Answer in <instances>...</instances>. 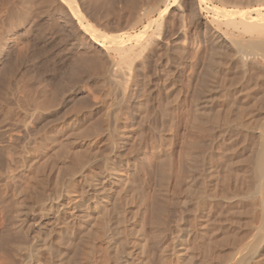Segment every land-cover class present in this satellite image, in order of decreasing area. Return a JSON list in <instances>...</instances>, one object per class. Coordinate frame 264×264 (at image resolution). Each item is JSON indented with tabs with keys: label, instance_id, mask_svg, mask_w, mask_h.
<instances>
[{
	"label": "bare ground",
	"instance_id": "bare-ground-1",
	"mask_svg": "<svg viewBox=\"0 0 264 264\" xmlns=\"http://www.w3.org/2000/svg\"><path fill=\"white\" fill-rule=\"evenodd\" d=\"M61 1L99 48L53 94L2 62L0 264H264V0H120L133 32L130 15L106 32ZM192 38L208 72L188 100L176 83Z\"/></svg>",
	"mask_w": 264,
	"mask_h": 264
},
{
	"label": "rangeland",
	"instance_id": "rangeland-1",
	"mask_svg": "<svg viewBox=\"0 0 264 264\" xmlns=\"http://www.w3.org/2000/svg\"><path fill=\"white\" fill-rule=\"evenodd\" d=\"M92 1V2H91ZM101 1V2H100ZM122 1H125V0H122ZM129 1V2H128ZM138 1V0H137ZM140 1V2H139ZM138 2L139 3H141V4H139V5H142V3L144 4L143 5V7L142 6H140V9L141 8H146L147 6L146 5H152L151 4V2H149V4H147L148 2V0H144L145 2H143V0H139ZM149 1H151V0H149ZM154 1V0H153ZM73 2H77V4L79 3V9H80V11L82 12V14H83V17H84V22L86 23V24H91L93 27H99L100 28V30H102V31H105V30H107L106 32H113V30H110V29H114L115 31H117L118 29H115V28H119V29H121L120 28V26L121 25H124V21H127V19H129V20H131V18H132V16L130 15V14H132V9H131V11H130V14L128 13L129 12V8H127V7H130L128 4H130V0H127L126 2H128V4H126V2H125V4L126 5H124V6H127L126 8H127V10H125L126 8L124 7V8H122L121 9V6L123 5V4H121L122 2L119 0V1H115V0H73ZM107 2H109V3H107ZM121 2V3H120ZM85 3V4H84ZM99 3V4H98ZM102 3V4H101ZM104 3V4H103ZM153 3V2H152ZM155 3V2H154ZM153 3V4H154ZM45 4V5H44ZM90 4V5H89ZM106 4H107V6H106ZM110 4V5H109ZM112 4V5H111ZM146 4V5H145ZM63 5V6H62ZM109 5V6H108ZM45 6V7H44ZM48 6V7H47ZM67 5L65 4V2H63V1H61V0H0V69H1V65H3L4 63H6V64H4V66H8V63L9 64H11L10 62H12L13 64H11V65H13V68H15L16 67V73L17 74H22V73H26L25 72V70H27L28 72V74H30V72L31 71H33V72H31L32 74L31 75H33V77H36V78H39L38 80H40L42 77L43 78H45V83H44V81L42 80V83H43V85H44V87H45V90H46V94L47 93H51V94H53V92L55 91V87H54V85H56L57 84V82H58V80L59 79H62L63 80V77H64V79H65V73L66 74H68V75H66V79H68V76L70 75V72H71V65L73 64V60H76L77 59V55L78 56H82V55H80L81 54V52L82 53H84V51L86 50L87 52H85V54H89V55H93L94 53L92 52V50L94 49V50H97L98 48H99V46H98V48L96 47V48H93V49H91L90 47H89V36L87 35V34H85V32L80 28V26L78 25V24H76L75 22H73V21H69L70 19H69V17H70V15H69V17H68V14H69V12H68V10H67V7H66ZM99 6L101 7V8H99ZM146 6V7H145ZM51 7V8H50ZM59 7V8H58ZM112 7V8H111ZM43 8H45V9H43ZM109 8V9H108ZM62 9V10H61ZM64 9V10H63ZM116 9H118V12L120 13V15L118 14V12H116L117 10ZM124 9V10H123ZM67 10V11H66ZM101 10V11H100ZM121 10H122V13H125V14H122L121 13ZM44 11V12H43ZM112 11V12H111ZM42 12V13H41ZM84 12H85V14H84ZM110 12H111V14H110ZM117 14V16H120V17H117L116 18V14ZM133 13H135V12H133ZM136 14V13H135ZM104 15V16H103ZM121 15H123L122 16V18H121ZM127 15H130L131 17H129V18H127L126 19V17L125 16H127ZM133 15V14H132ZM154 17L155 16H157V13L156 12H154ZM205 15H209V16H211L209 13L207 14V12L205 13ZM109 16V17H108ZM115 16V17H114ZM174 16V15H173ZM173 16L172 15H170L169 17V24L170 23H172V24H170L171 25V27H172V25L174 24L173 22H175L174 20H175V18H173ZM36 17V18H35ZM68 19H67V18ZM124 17H125V19H124ZM133 17H134V15H133ZM87 18V19H86ZM114 18V19H113ZM64 19H65V21H64ZM116 19H117V22H116ZM120 19H123V20H120ZM132 19H134V18H132ZM172 19H174V20H172ZM101 20V21H100ZM113 20H115L114 22H113ZM109 21V22H108ZM121 21V22H120ZM135 21V19L134 20H131V23H127L126 22V24H128L127 26H128V28H126V26H121L122 28L124 27V29L126 30V31H132L133 32V26H132V23ZM173 21V22H172ZM69 23V24H65V23ZM119 22H120V24H119ZM130 22V21H129ZM75 23V26L73 25ZM119 24V26H117L116 24ZM60 24V25H59ZM115 24V25H114ZM129 24H131L130 26H132V27H129ZM157 23H154L153 25H152V27H151V29H149L148 31H149V33H153L154 31H156V29L158 28H155V25H156ZM39 26V27H38ZM69 26H71V27H69ZM75 27V28H79L78 30L77 29H74L73 27ZM103 26V27H102ZM114 26H115V28H114ZM117 26V27H116ZM157 26H158V24H157ZM67 27V28H66ZM142 28L143 27V25L142 24H139L138 25V27H137V30H138V28ZM130 28V29H129ZM155 30H154V29ZM72 29V30H71ZM123 29V30H124ZM131 29H133V30H131ZM124 30V31H125ZM151 30V31H150ZM152 30H153V32H152ZM158 30V29H157ZM80 32V34L79 33H76V32ZM83 31V32H82ZM66 32H68V34H66ZM36 33V34H35ZM38 33V34H37ZM24 34V35H23ZM37 35V36H35V35ZM71 34V35H70ZM85 35V37H84V35ZM23 35V36H22ZM27 35V36H26ZM41 35V36H40ZM63 37H62V36ZM65 35H68V36H65ZM73 35V36H72ZM77 36V37H75V36ZM14 36V37H13ZM30 36V37H29ZM21 37V38H20ZM38 37V39L36 40V38ZM40 37V38H39ZM86 37H87V39H86ZM61 38V39H60ZM67 38V39H66ZM75 38V39H74ZM77 38V39H76ZM83 40H82V39ZM42 39V40H41ZM59 39V40H58ZM57 40V41H56ZM71 40L74 42V43H72L71 42ZM75 40V41H74ZM80 40V41H79ZM25 41V42H24ZM40 41V42H39ZM64 41V42H63ZM83 43H82V42ZM87 41V42H86ZM29 42V43H28ZM70 43L72 44L71 46H70ZM195 43V44H194ZM82 44V45H81ZM192 44H194V45H192ZM4 45V47H3V49H2V46ZM24 45V46H23ZM26 45V46H25ZM85 45V46H84ZM190 45V46H189ZM189 45L186 47V49L184 50V49H182V55L183 56H181V58H183V57H186V55L188 56V58H187V60H186V58H183L182 60V62L183 63H185L184 65V68H182V73H181V75H180V77H184V78H178V81H177V83H176V85H177V88H178V90H179V92H180V94H181V92L183 93V94H181V96L183 97V98H187L188 100H190V98L192 99L193 97H191V96H193L194 94H195V91L196 90H199L201 87H198V88H196V86L198 85L197 84V81H199L198 83H200V82H202L203 80H198V78H196V75L199 73V71H203L204 70V67H206V65H204L205 63H204V59L202 60V58H204L205 56H206V51H204L205 50V47H203L204 49H199V47H198V43H197V40L194 38H192L191 39V43H189ZM18 46V47H17ZM43 46V47H42ZM55 46V47H54ZM84 46V47H83ZM7 47V48H6ZM19 47H23V49H26V53L23 51V50H21V48H20V50L21 51H23V53H25V54H27L28 55V57L27 58H29V59H27L26 57H22V59H20L21 57H17V52L19 51L18 49H19ZM24 47H27V48H24ZM67 47V48H66ZM70 47V48H69ZM191 47V48H190ZM196 47V48H195ZM198 47V48H197ZM85 48V49H84ZM42 49V50H41ZM52 49V50H51ZM78 49V50H77ZM87 49H89V50H87ZM191 49V50H190ZM194 49V50H193ZM197 49V51H196V55H195V50ZM6 50H7V52H6ZM46 50V51H45ZM71 50V51H70ZM77 50V51H76ZM79 50H82V51H79ZM93 50V51H94ZM187 50V51H186ZM193 50V51H192ZM200 50H201V52L202 51H204V52H202V54L201 55H199L201 52H200ZM3 51V53H1ZM20 51V52H21ZM195 56H192V54L190 53V52ZM5 52V53H4ZM33 52H35V53H33ZM80 54H79V53ZM91 52L93 53V54H91ZM188 52V53H187ZM194 52V53H193ZM56 53V54H55ZM189 53H190V56H189ZM198 53V54H197ZM2 54V55H1ZM4 54V55H3ZM18 54H21V53H19L18 52ZM29 54H31V55H29ZM39 54H41V55H39ZM87 54V55H88ZM22 55V54H21ZM34 56V58H35V62L33 61H31L30 62V60H33L34 58H33V56ZM205 55V56H204ZM208 55V54H207ZM18 56H20V55H18ZM23 56V55H22ZM30 56L32 57V59H30ZM72 56H74L72 59H71V57ZM192 56V57H191ZM201 56V57H200ZM190 57H191V59L194 61V60H197V62H198V60H199V64L196 62H193L192 60H190ZM197 57H198V59H197ZM3 58V59H2ZM16 58L18 59V60H21V61H19V62H21V67H20V65H18L19 64V62H18V60H17V62H18V64H17V62H15V60H16ZM76 58V59H75ZM207 58H208V56H207ZM8 59V60H7ZM12 59V60H11ZM27 59V60H26ZM70 60V61H69ZM202 60V61H201ZM207 60V59H206ZM205 60V61H206ZM9 61V62H8ZM27 63H26V62ZM28 61H29V63H28ZM72 61V62H71ZM201 61V62H200ZM2 62H3V64H2ZM18 65H16L15 63ZM45 62V63H44ZM28 66V67H26L25 66V64ZM33 63V64H32ZM35 63V64H34ZM193 63H195L196 65H194ZM24 64V65H23ZM188 64H190V65H188ZM33 66V68H34V70H33V68H32V66ZM46 65V66H45ZM201 65H202V67H203V69H200V68H202L201 67ZM3 66V67H4ZM15 66V67H14ZM34 66H36V67H34ZM42 66V67H41ZM48 66V67H47ZM19 68V70L20 71H18V68ZM26 67V68H25ZM47 67V68H46ZM63 67H64V69H63ZM154 67V68H153ZM190 67H192V68H194L193 69V71L191 70V72H192V74H191V76L189 75L191 72L190 71H188V70H190L191 68ZM32 69V70H30V69ZM37 68V69H36ZM77 67H75V69H76ZM79 69H77L76 71L80 74V73H82V74H84L85 73V71H83L82 70V68L81 67H78ZM151 68H153V69H155V66L154 65H151ZM25 69V70H24ZM45 69V70H44ZM57 69V70H56ZM75 69H74V71H75ZM81 69V70H80ZM152 69V70H153ZM50 70H52V71H50ZM67 70V71H66ZM68 70H70L69 71V73H68ZM80 70V71H79ZM185 70V71H184ZM186 70H187V72H188V74L186 73ZM198 70V71H197ZM18 71V72H17ZM22 71H24V72H22ZM45 71H46V73H45ZM66 71V72H65ZM195 71H197V72H195ZM205 72H204V74H203V72L202 73H200L199 75L200 76H198L200 79H202V78H206V74H207V70H204ZM22 72V73H21ZM63 72H65V73H63ZM73 72V71H72ZM194 72L196 73V74H194ZM41 74V78H40V74ZM53 73V74H52ZM55 73H57V74H55ZM63 73V74H62ZM77 73V74H78ZM39 74V75H38ZM59 74H61L60 76H59ZM74 74H75V72H74ZM82 74H80V75H78V79H79V77L81 76V80H82V83H81V80H79L80 81V85H82V84H84V82H85V86L84 85H82V87H85V89L83 90V91H81V93L79 94V95H85V97L86 96H90L91 94H90V91H93V90H90L91 89V85L93 84L92 82H91V80H89V79H87V77H86V73H85V75L83 76ZM201 74H203V75H205V76H203V75H201ZM62 75H64L63 77H62ZM76 75V74H75ZM39 76V77H38ZM50 76V77H49ZM59 76V77H58ZM187 76V77H186ZM188 76H190V77H188ZM48 77V78H47ZM84 77V78H83ZM35 78V79H36ZM57 78H58V80H57ZM87 80H86V79ZM159 78H160V75H159V77L157 76L155 79L156 80H158L159 82H161L160 80H159ZM192 78V79H191ZM193 78H195V79H193ZM49 79L50 80H52V81H49ZM65 79V80H66ZM85 79V80H84ZM188 79H190V80H192L191 82H192V84H191V82H190V80H189V82H188ZM63 80L65 83H67L68 82V80ZM186 80V81H185ZM237 80V79H236ZM60 81V80H59ZM63 81H61V83L63 82ZM90 81V82H89ZM183 81H184V83L187 85L188 83V85H191V86H188V88L185 86V84L183 83ZM195 81V82H194ZM56 82V84H54ZM63 82V84H65ZM89 82V83H88ZM234 82H238V80L237 81H234ZM233 82V83H234ZM51 83V84H50ZM60 82H58V84L59 85H62ZM88 83V84H87ZM196 83V84H195ZM54 84V85H53ZM87 84V85H86ZM200 84H202V83H200ZM199 84V86H202V85H200ZM236 85H235V87L233 86V84H231V85H229V83H227V85L228 86H230V89H232V90H236V87H238L237 89H240V83H235ZM51 85V86H50ZM66 85V84H65ZM65 85H63L64 86V91L66 92H64L63 91V86H61L62 87V90H61V88L59 89V91H58V94H60V95H58V97H60L62 100L63 99H72L73 98V95H71V93L68 91V88L66 89V87H65ZM162 85V84H161ZM179 85V86H178ZM196 85V86H195ZM54 88H53V87ZM58 86V85H57ZM67 86V85H66ZM231 86H233V87H231ZM88 87V88H87ZM186 87V88H185ZM196 89L195 91H194V89ZM90 88V89H89ZM184 88V89H183ZM192 88V89H191ZM88 89V90H87ZM187 89H189L188 91H186ZM61 90V91H60ZM90 90V91H89ZM160 91H159V95L160 96H162V97H164V95L166 94V90L163 88V87H161L160 86V89H159ZM183 90V91H182ZM194 92H193V91ZM62 91L64 92V94L66 95H64V94H62ZM85 91H89V93H88V95L86 94L87 92H85ZM162 91V92H161ZM184 91H186V93L184 92ZM61 92V93H60ZM94 92H96V91H94ZM164 92V93H163ZM97 93V92H96ZM99 93V92H98ZM98 93H97V95L95 94V96H98L97 98H99V97H101L102 96V94H99L98 95ZM189 95H188V94ZM51 94H50V96H51ZM93 94V93H92ZM238 94V95H237ZM244 94V93H243ZM243 94L241 95V94H239V92L238 93H236L235 94V96L233 95V97L232 98H237V99H244V101L246 100L247 101V99L249 100L250 99V97L248 96V95H246V94H244V95H246L247 96V98H246V96H244L243 97ZM48 96H49V94H48ZM65 96V97H64ZM104 96V95H103ZM185 96V97H184ZM195 96V95H194ZM238 96V97H237ZM67 97V98H66ZM91 97V99L94 97V95L92 96H90ZM90 97H89V99H90ZM102 98V97H101ZM100 98V99H101ZM61 99H59V100H61ZM100 99H98V101L100 100ZM240 99V100H241ZM242 99V100H243ZM74 100V99H73ZM74 104V103H73ZM73 104L71 105V106H73ZM77 104V103H76ZM75 104V105H76ZM79 104V103H78ZM188 108H190V107H187V109ZM191 108H192V106H191ZM188 110H190V109H188ZM191 111H192V109H191ZM190 111V112H191ZM98 112H99V108H98ZM100 113H101V111H100ZM250 115V114H249ZM248 115V116H249ZM247 116V117H248ZM252 116V115H251ZM251 116H250V118H251ZM246 117V119L247 120H251L250 118H247ZM61 123V120H60V122L58 121V123H57V125L59 126V125H61L60 124ZM220 133L221 131H218V129L216 130V132H215V134L214 135H217L218 133ZM222 134V136L220 137L219 135H221ZM221 134H218L215 138H217V140L218 141H213V145H217V144H219V141H220V139L222 140V137L224 136V133H222L221 132ZM213 135V136H214ZM219 137H220V139H219ZM224 138V137H223ZM213 139H214V137H213ZM214 140H216V139H214ZM215 143V144H214ZM245 144V143H244ZM243 146H246V144L245 145H243V144H241V145H239V149H242V148H244ZM256 222H258V220H256Z\"/></svg>",
	"mask_w": 264,
	"mask_h": 264
}]
</instances>
